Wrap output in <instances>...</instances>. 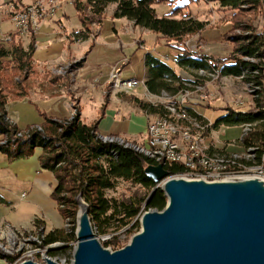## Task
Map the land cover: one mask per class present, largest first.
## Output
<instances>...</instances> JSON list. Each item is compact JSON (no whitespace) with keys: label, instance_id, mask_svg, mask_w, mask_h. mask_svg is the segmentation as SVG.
Returning a JSON list of instances; mask_svg holds the SVG:
<instances>
[{"label":"trees","instance_id":"obj_1","mask_svg":"<svg viewBox=\"0 0 264 264\" xmlns=\"http://www.w3.org/2000/svg\"><path fill=\"white\" fill-rule=\"evenodd\" d=\"M192 1L176 3L168 17L158 16L154 5L173 3L175 0H74V8L81 24V29L76 34L83 38L97 36L104 18V7L115 3L112 19L126 17L135 26L147 28L167 41L174 42L173 46L178 48L176 58L179 65L202 69L209 68L210 64L222 75L241 77L254 87L253 108L250 112L227 108L212 126L248 125V130L241 136V142L245 149L253 148L256 151L257 162H260L264 152V32H256L252 21L264 7V0H205L206 3L217 4L216 12L221 21L230 22L223 40H232L235 46L232 54L224 58L193 54L185 46H179L178 43L183 42L190 34L201 33L207 24L204 20L194 19L187 9ZM87 8L95 18L87 16ZM235 30L244 33L237 34ZM13 40L11 49H4L0 44V152L9 161H13L31 156L36 147L42 148L40 167L52 172L56 180L50 197L64 222L69 223L71 228L70 232L64 228L52 229L45 236L46 243L76 239L74 230L80 199L87 205L91 224L99 231H106L114 223L116 228L128 225L139 214L143 202L148 210H162L167 197L160 187L155 189L147 201L156 184L144 170L153 160L132 147L103 141L97 127L102 111L98 119L89 124L81 120L78 110L72 117L58 119L40 112L43 118L41 123L30 124L25 128H19L5 119L8 101L20 100L27 95L29 78L37 67L33 58L34 36H31L26 48L18 42L21 40L19 37L13 36ZM146 60L148 66L163 68L166 75L177 82L172 93L176 94L185 88L183 80L165 62L153 59L149 54L146 55ZM64 77L66 76H53L49 81L64 80ZM165 90L169 92L170 88L162 85L158 93ZM133 101L147 114L166 116L162 105L143 102L137 98ZM163 167L168 170V174L184 172L179 163ZM118 179L139 185L146 194L127 199L107 197L106 190L113 189ZM4 202L0 196V203ZM35 223L43 227L42 220H36ZM137 227L138 223L134 228ZM112 244L113 241H107L104 246Z\"/></svg>","mask_w":264,"mask_h":264},{"label":"crops","instance_id":"obj_2","mask_svg":"<svg viewBox=\"0 0 264 264\" xmlns=\"http://www.w3.org/2000/svg\"><path fill=\"white\" fill-rule=\"evenodd\" d=\"M216 5L217 4L202 2V0H193L187 9L194 19L207 22L204 28L205 30L208 28V21L210 18H219V15H217V12L214 10ZM115 6L116 4L113 3L112 11H114ZM62 10H64V6L58 12L57 16H65L66 12L65 10L62 12ZM107 15L112 17L109 14ZM57 16L54 20L48 19L44 21L40 29L34 34L33 58L41 71L47 70L53 72L56 67L67 65L68 73L66 72V76H68V84H63L64 82H49L47 83V89L42 90V94L34 98L27 97L25 99L10 102L6 107L7 116L11 118L19 128H25L30 124L38 125L42 121L41 118H39L41 111H37L35 108L37 107L36 105H39L40 101L45 104V107L41 109L42 112L47 115L58 119L70 116L73 111L78 110L81 120L87 124L98 119L99 113L102 111L103 114L98 119L97 124L98 130L101 132L102 136L112 135L110 137L128 138L134 141L139 140L144 143V131L148 118L156 117V115H152V113L147 114L145 111L141 110L133 99L145 100L144 98L146 97L147 99V95L160 97L163 94L168 95V98L176 99L175 97L178 94V92L176 94L172 93L177 82L170 79L163 68L148 66L146 55L149 54L153 59L162 61V63L165 62V65L170 67L182 80H195V78H191L190 74L187 72L188 70L192 71V68L178 64L176 58L178 48L176 49L173 46L175 43L169 42L163 36L155 34L149 29L141 26H134V28L129 30L131 31L130 33L126 30L122 33V27L131 22L133 23L132 20L126 17L111 18L113 22V33L109 34L107 38H102L103 36H100L101 34L99 33L95 37L92 36L77 40L74 39L73 36L77 35L76 33L81 27L69 32H66L65 28H63V32H59L53 28L55 23H62L61 16L59 18ZM158 16H168V14H161ZM178 17L179 16H174V18ZM221 25L222 24L209 27L219 28ZM204 30H202L203 33ZM150 34H155L156 42L154 43L176 49L177 54L175 53L176 56L173 58V64L169 63L167 55L163 54L162 50H158V47L148 48L146 46L144 37ZM130 51L133 56H130ZM140 51L143 53L139 56L138 54H140ZM137 56L139 57L135 60L136 63H132V59ZM127 57L130 63L122 65L121 61ZM72 62L78 63V65H74L70 68L69 63ZM131 63L132 67L128 68L129 65L131 66ZM111 70L120 71L121 78L123 79L136 78L141 81V84L133 89V91L123 93L120 86H117V82H111ZM162 85L168 86L170 88L169 92L165 90L158 93ZM22 104H24L23 110L18 112L16 107ZM238 128L240 130V124ZM214 129L215 132H213V134H207V137H216V128ZM240 134L241 132L239 131L238 137L233 139V144L236 145L217 143L214 144V148L225 152L242 151L244 145L241 142ZM41 153L42 148L36 147L31 156L9 161L6 155L0 152V178L9 180L18 179L24 182L35 183L39 188L44 189L50 194L56 184V180L52 172L40 167L39 156ZM22 194L25 193L20 194L19 200L16 203L0 195L5 201L4 203H0V223L6 221L12 225L21 224L23 226H28L33 217L38 216L33 215L26 221L16 220L14 222H9L8 220H4L5 218L1 212V206L6 205L8 208L13 207V205L17 206L21 201ZM25 197L26 194L23 198ZM44 217L45 215L41 218L43 221V228L46 229V232L61 228L62 225H64L62 223L58 226L48 228ZM62 222H64L63 218ZM33 223L34 222H32V226Z\"/></svg>","mask_w":264,"mask_h":264},{"label":"water","instance_id":"obj_3","mask_svg":"<svg viewBox=\"0 0 264 264\" xmlns=\"http://www.w3.org/2000/svg\"><path fill=\"white\" fill-rule=\"evenodd\" d=\"M144 171L156 184L148 201L168 170L150 163ZM161 189L164 208L143 213L140 232L115 251L100 244L80 199L87 223L76 232L72 264H264V187L256 180L178 178Z\"/></svg>","mask_w":264,"mask_h":264},{"label":"rangeland","instance_id":"obj_4","mask_svg":"<svg viewBox=\"0 0 264 264\" xmlns=\"http://www.w3.org/2000/svg\"><path fill=\"white\" fill-rule=\"evenodd\" d=\"M66 1L67 0H57V4L55 5H60L62 4V2H66ZM185 1L187 0H175V2L173 3H168V2L159 3V4H155L154 7L158 15L169 14L171 12L172 7H174L176 3L179 4ZM203 1L205 2V0H202V2ZM51 6H53V4L50 5L46 3L45 6L42 8L44 11L48 12V10H51ZM112 7H113V3L112 4L110 3L106 5L103 9L104 18L102 20V25H101V30H100V34H101L100 36H103L102 38H107L109 34L113 33V30H112L113 22L111 19L112 17H109L107 15L109 14L112 16V13H113ZM216 9H217V5L214 8V10L216 11ZM64 10L66 12L65 16L59 14L61 16L62 23H55L53 25V28L59 32H63L64 30L63 28H65L66 32L79 29L81 27V24L76 14L77 10H75L74 4H67V5L64 4ZM64 10H62V12ZM3 11H4V4L0 0V25L2 26L3 30H7L8 25L6 23L8 22L6 21L7 19H14V13L7 12V18H3L4 17ZM86 14L89 18H95L93 14L90 12V10H88V8L86 9ZM217 15L219 14L217 13ZM60 16H57V17L59 18ZM209 21H208V28L204 30V33L201 32V33H196L192 35L190 34L181 43H189L190 46H193L194 48L197 49L196 53L207 54V55H211L213 57H218V58L219 57L224 58V57L229 56L230 54H232V51L234 50L235 45H234V42H232V40H229L226 37H225L226 39L223 40V36H224V33L227 32L228 28L230 27V22L221 21L220 16L219 18H216V17L212 19L210 18ZM252 23H253L254 28L256 29V32L258 31L264 32V7L260 9V11L258 12V15H256V17L253 19ZM219 24H222L221 27L219 26V28L209 27V26H217ZM134 26L135 25L132 22L130 24H126L124 27H122V33H124L125 30L130 33L131 31L129 30L134 28ZM235 32L237 34L244 33L241 30H235ZM150 35H147L144 37L146 46L148 48L158 47V50H162L163 54L167 55V58L169 59L168 60L169 63L173 64L174 62L173 58L176 56L175 53L177 54L176 49H173L170 46H166V45L163 46L162 44L154 43L156 42L155 34H150ZM16 37H19L21 39L18 42H20V44L23 45V47L25 48L28 47L29 41H30L29 38L22 39V36H16ZM81 39H83V37L79 38L78 40H81ZM1 47H3L4 49H11L12 44L10 45V47L3 46V45H1ZM147 50H150V49H147ZM139 53L140 54L138 55L140 56L141 53L143 52L140 51ZM130 56H133L132 52ZM139 56L132 59L133 60L132 63L135 62V60ZM127 59L129 61L128 57ZM132 63H131V66L130 65L128 66V68L132 67ZM69 64H70L69 67L71 68L75 64V62H72ZM38 67L39 66L36 67V70H34V73L29 78L27 95L21 99H25L27 97L34 98L37 95L42 94V90L47 89V83L49 82L50 83H58V82L63 83L64 82L63 84H66V85L68 84L69 80L67 78L68 76H66L68 73L67 65L58 66L53 70V72L51 71L49 72L47 70L41 71ZM202 69L203 70L201 69L196 70L192 68L191 69L192 71H189V70L187 71L188 74H190L191 78L193 77L195 78V80H193L191 84H187V85L184 84L185 88L181 91V93L190 94V96H201V92H209L213 94L214 99L213 98L211 99V103L209 106H204V105L196 106V109L201 114H203L206 118L215 122L220 116H222L225 113L227 108L234 106L232 104L233 102H240V101L247 102L251 99L250 109L253 108L254 103H253L252 94H250L251 91H249L250 87L247 85V83L242 78L229 76L219 81V80H216V78H209V74H202L201 72H199V71H205V72L207 71L206 70L207 68H202ZM9 75L11 76L12 79H15L14 75H12L11 73H9ZM57 75H65L66 77H64V80L62 78V80H59V81H54V82L49 81L53 76H57ZM120 88L123 93H127V92L133 91V89H135L136 87L129 91L124 90V88H122L121 86ZM167 96L168 95L166 94H163L160 97H154V96L147 95V99L145 97L144 98L145 100H142V101L147 102V103L153 102L155 104L162 105V107L165 110V106L168 105V102H173V101L176 102L178 100V94L175 97L176 99L170 98L171 100ZM13 101L14 100H9L7 105ZM36 106L37 107L35 109L37 111L42 112L41 108H44L45 104L40 101L39 105H36ZM23 107H24V104L17 106L16 109L19 112L23 110ZM75 112L76 111H73V113L69 117H72L75 114ZM165 113H167L166 110H165ZM39 118H41V120L43 119L41 115ZM5 119H7L10 123H13L16 125V123L12 121L11 118L7 116V114L5 116ZM209 120H204V121H209ZM235 129L236 128L225 130L224 133L228 132L226 137H233V139L234 138L236 139L238 137L237 135L239 134V131L242 134L243 127L241 125H240V130L239 128L237 131ZM213 132H215V129L213 128V126L211 129L206 131L207 134H213ZM115 138H113L112 140L113 142H116L118 144H124V146H129L132 148H134L135 145L137 147H141L144 145V143H142V141H139V140L134 141L128 138H123V139L118 138V137L117 139ZM107 141L110 142V140L108 139ZM145 142H146V139H145ZM244 152H245V149H243L242 151H235V152H228V153H238V154L242 153L243 154ZM181 176L194 177L190 175H181ZM240 176H258L259 177V174L256 172H251V173L246 172V173L240 174ZM173 178H181V177L178 174H168L162 181H160L158 186L162 188L165 182ZM186 179L196 180L194 178H186ZM0 190H1L0 191L1 196L5 197L8 200H11L14 203L18 202L19 196L21 193L26 194V197L25 198L22 197L20 203L17 204V206L13 205V207H10V208L6 207V205L1 206V212L5 218L4 220H8L9 222H14L16 220L26 221V220H29V218L32 217L33 215H38L40 217L45 215L44 219H46L48 228L52 226H58L63 223L64 225H62L61 228H64L67 232L71 231L70 224L66 222H62V217H61L62 215H60L55 202L50 197V194H48V192L45 191L44 189L39 188V186L35 185V183L33 184L31 182L30 183L24 182L18 179L9 180V179L0 178ZM105 194L107 197L127 199L129 197H134V198L143 197L146 194V191L143 188H141L139 185L133 184L129 181H124L122 179H118L115 187L113 189L106 190ZM82 202L85 203L83 200ZM166 203H167V200H166ZM146 211H150V210L146 209V205L143 202L141 204L139 214L142 216L143 213H145ZM31 221L28 226H24L25 228H23V225L21 224L12 225L11 223L9 224H11L12 226L9 224L8 225L5 224L3 226L2 233H0V248H1L0 249V264L11 263L12 262L11 253H15V250L17 249L20 250L21 247L23 246V239H17L14 234H11V233H14V226L18 228L19 227L22 228L20 229L22 230V238H31V237L36 236V230H39V226L36 225L35 222L33 223V226H31ZM139 221H140L139 216H136L128 225L120 227V228H116L115 223L109 226L106 231L97 230V227H95L93 224H91L92 225L91 228H93L96 238L98 239L100 244L105 249L109 251H115V250L120 249L127 243H129L132 236L140 232L142 225L140 224ZM5 222L6 221L1 222L0 225ZM137 223L139 227L134 228L135 224ZM75 228L77 229V222L75 223ZM76 229L74 230L75 236H76ZM56 241L61 242L63 244H67V252H64L62 255H60V253L57 250H53L49 252L48 256L52 258L59 257L60 259L55 260L58 263L72 264V260H73L72 252L76 245L77 240L75 239V240H69V241H62V240H56ZM107 241H113V244L105 247L104 244ZM6 254L8 255L6 256ZM27 259H30V258H27Z\"/></svg>","mask_w":264,"mask_h":264},{"label":"built area","instance_id":"obj_5","mask_svg":"<svg viewBox=\"0 0 264 264\" xmlns=\"http://www.w3.org/2000/svg\"><path fill=\"white\" fill-rule=\"evenodd\" d=\"M4 4V17L7 18V12H15V19H7L8 28L7 30H3L0 25V44L3 46H9L13 43V36H22L24 38H31L34 34L40 29L42 23L48 19L56 18L58 12L62 9L64 4H73L74 0H67L66 2H62L60 5L51 6V10L48 12H38V19H29V11H36L37 9H33V2L37 0H1ZM76 37V38H75ZM75 39H79L78 35L73 36ZM179 46H185L190 52L193 54L197 52V49L193 46H190L189 43H178ZM128 59L124 58L121 63L122 65H126L128 63ZM70 66V65H69ZM197 70V69H196ZM199 71V70H198ZM202 74H209V78H216V80L225 79V77H229V75H222L219 71L214 69L210 64L207 71H199ZM112 80L111 82H117V86L124 85H132L138 86L141 84V81L136 78L123 79L120 75V71L111 70ZM193 81L191 79L183 80V84H191ZM209 92H201V96H190V94H183L181 90L178 92V100L176 102H168L169 107L174 110L175 114H187L191 118L195 120H209L199 111H197L196 106L204 105L209 106L211 99L213 98V94ZM214 99V98H213ZM250 101L244 102H233V108L236 111H244L250 112ZM213 121L209 120V125H213ZM239 125H220L216 128V137H207L206 131L201 132V137L191 138L183 135H176L174 132H170V127H164L163 122L155 121V117L148 118L147 125L144 131V137L147 140L148 147H151V142L155 141H165V149H168L170 155H173V161L179 162L182 166V163H189L195 166L197 162L207 163L204 155L198 154V147H204L205 144H217L224 143L230 145L233 144V137H226L227 133H224L225 130H230L236 128L238 130ZM103 141H107V138L100 137ZM248 158L249 151H248ZM152 164H161L158 161H152ZM184 178V176H181ZM248 178H240V172H222V169H215L214 173H198L197 180H204L206 182H217V181H227V180H245L251 179ZM259 178L264 179V171H259ZM25 194H22L21 197H24ZM139 222L141 224L142 216L139 214ZM36 220H42L40 216H34L31 221L35 222ZM5 224H9L5 222L0 225V233H2V228ZM23 228H25L23 226ZM22 228H18L14 226V234L17 239H23V246L20 250H15V253H11L12 255V264H23L24 253L27 251H36V258L31 260L37 264H48L45 258V250H57L60 255L64 252H67V244L62 248H49L47 246L46 240H38V233H46V229L39 226V230H36V236L31 238H22ZM5 251V250H4ZM73 256V255H72Z\"/></svg>","mask_w":264,"mask_h":264},{"label":"bare ground","instance_id":"obj_6","mask_svg":"<svg viewBox=\"0 0 264 264\" xmlns=\"http://www.w3.org/2000/svg\"><path fill=\"white\" fill-rule=\"evenodd\" d=\"M46 3L50 5L53 4L54 6L55 4H57V0L34 1L33 9H37V12L29 11V19H38V12H46L42 8L45 6ZM13 13H14V19H15V12ZM247 85L250 87V90H249L251 91L250 94H252L254 87L250 84H247ZM135 87L137 86L124 85V87L122 88H124V90L129 91ZM165 110L167 112L166 116H156L155 121L163 122L164 127H170V132H174V134L176 135L188 136V137L195 139V138L201 137V132L207 131L212 128V125H209V121L195 120L194 118L187 116V114H175L174 110H172L171 107H169V105L165 106ZM241 126L243 127L242 129V134H243L244 132L248 130L249 127L248 125H241ZM107 139L110 141L113 140L112 137L107 138ZM151 143H152L151 147H148L149 143L146 140L143 146L137 147L135 145L134 149L137 150L138 152H141L142 154L152 159L153 161H158V163H163V166H166L167 164L169 165L170 163H179V162L173 161V155H170V152L168 151V149H165V141H155ZM214 147H215L214 144L213 145L205 144L204 147H198V154L204 155V157L207 160V163L197 162L195 163V166L189 163H182L184 172L182 171V173H179L178 175L194 176V177H184V178H194L197 180L198 173H203V172L204 173H214L215 169H222V172L223 171L224 172H237L238 171L240 172V174L246 173V172L247 173L256 172L259 174V171H264V152H263V155L261 156L260 162H257L256 151L253 148H250V149L244 148L245 152L243 154L242 153L238 154V153H228L225 151H219L215 149ZM248 151H249L250 158H248ZM248 177H252L251 179L256 180L258 183L261 184L262 187H264V179L259 178L258 176H240V178H248ZM177 179L178 178H173L171 180H177ZM186 181H192V180L186 179ZM233 181H236V180H227V182H233ZM163 186H165V184ZM85 211H86V206L81 202L79 209H78V213L76 214L77 215V218H76V222H77L76 232L77 233L87 223V220L85 217L86 216ZM39 234H38V240H45V236H46L45 233H39ZM47 246H49V248H62L63 246H66V244H63L61 242H53V243H49V245ZM75 247L73 249L72 255L74 253ZM50 251H53V250H45L46 261L51 260V261L56 262L55 260L60 259L59 257H54V258L49 257L48 254ZM7 255L8 254H6V256ZM35 256H36V251H27L24 253L23 258L26 260H32L33 258H35ZM27 258H30V259H27ZM6 264H12V262L6 263ZM61 264H64V263H61Z\"/></svg>","mask_w":264,"mask_h":264}]
</instances>
